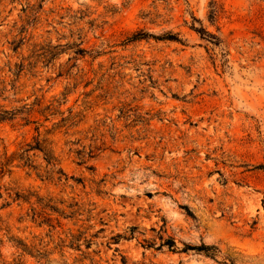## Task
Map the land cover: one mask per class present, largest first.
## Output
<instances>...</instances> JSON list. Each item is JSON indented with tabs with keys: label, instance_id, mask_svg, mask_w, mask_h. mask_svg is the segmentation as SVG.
<instances>
[{
	"label": "rangeland",
	"instance_id": "1",
	"mask_svg": "<svg viewBox=\"0 0 264 264\" xmlns=\"http://www.w3.org/2000/svg\"><path fill=\"white\" fill-rule=\"evenodd\" d=\"M26 3L0 0V66L79 35L87 53L16 83L52 105L38 130L0 122V147L38 138L64 176L0 178V264H264V0H45L19 54Z\"/></svg>",
	"mask_w": 264,
	"mask_h": 264
},
{
	"label": "trees",
	"instance_id": "2",
	"mask_svg": "<svg viewBox=\"0 0 264 264\" xmlns=\"http://www.w3.org/2000/svg\"><path fill=\"white\" fill-rule=\"evenodd\" d=\"M16 1L19 0H10L11 3ZM44 1L45 0H35L33 3H30L27 0V3L22 5L21 11L25 13V22L16 34V36L19 35V37L14 38L10 43V48L14 53L21 54L18 50L24 44L23 41L25 39V34H27L25 28L27 25L36 21L40 17L44 11ZM195 30L200 32L198 29ZM82 44V35H79L77 40L73 39L72 41H68L66 43L52 44L51 41H49L46 44H34L29 56L26 57L24 55H20L18 61H14L13 63L8 61L4 66H0V122L11 123L21 120L25 125L35 123V128L38 130L41 124L38 120H33L31 118V113L37 112L42 115L45 111L50 110L52 103H49L41 108L40 102L37 98H35L31 103H24L23 99H15L14 96L18 93L16 83L21 78L22 74L31 73L32 69L36 67L38 62H41L44 66L53 65L55 60L59 59L64 53H69L65 62L66 67L64 68V71L59 69L57 75L71 77L73 75L72 69L74 67H78L76 61L87 53V49L83 47ZM70 61L73 62L70 63ZM10 95H12V98H10ZM67 96L68 93L63 92L61 97L57 99L55 98L53 101H56L57 106L62 105L67 101ZM6 101L11 103V105L8 106V104L5 103ZM12 103H17L18 105H12ZM68 119H72V117ZM45 120H47V117H45ZM63 120H65V118L62 117L61 121ZM70 122V125H72L75 121L72 120ZM30 152H32L31 155ZM36 152L41 154V158L45 162L44 166L33 163L32 155ZM14 165L31 168L39 177L49 180L60 181L63 178L62 175L64 176L58 157L54 154L49 145L38 138H34L33 141L23 143L16 152H13L10 155H7L5 149L0 147V178L9 174ZM32 196L33 195L31 194L26 195L24 193L15 192V198L22 199L26 202H30ZM35 197V202L41 207L45 209L47 208L51 212H59L58 207L55 205L42 201L37 195ZM169 244L170 243H168V245ZM186 249L203 252L206 256L210 257L215 256L218 251L217 247L214 245H190L186 247Z\"/></svg>",
	"mask_w": 264,
	"mask_h": 264
}]
</instances>
